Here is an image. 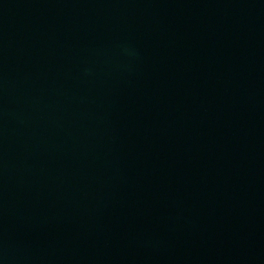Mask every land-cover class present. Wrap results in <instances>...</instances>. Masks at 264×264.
<instances>
[{
    "label": "water",
    "instance_id": "1",
    "mask_svg": "<svg viewBox=\"0 0 264 264\" xmlns=\"http://www.w3.org/2000/svg\"><path fill=\"white\" fill-rule=\"evenodd\" d=\"M260 206L264 0H0V264Z\"/></svg>",
    "mask_w": 264,
    "mask_h": 264
}]
</instances>
